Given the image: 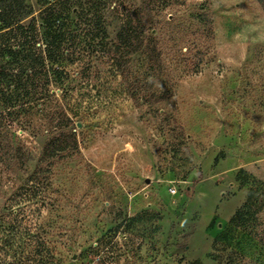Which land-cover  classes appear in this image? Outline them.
Listing matches in <instances>:
<instances>
[{
    "label": "rangeland",
    "instance_id": "374dc122",
    "mask_svg": "<svg viewBox=\"0 0 264 264\" xmlns=\"http://www.w3.org/2000/svg\"><path fill=\"white\" fill-rule=\"evenodd\" d=\"M209 4V63L185 74L169 102L116 100L99 124L75 129L80 155L51 167L48 202L64 207L65 240L77 241L66 264H264V7ZM7 123L0 122V209L43 145L49 154L74 145L44 144L23 135L19 121L9 131ZM251 190L260 225L231 228Z\"/></svg>",
    "mask_w": 264,
    "mask_h": 264
},
{
    "label": "trees",
    "instance_id": "16d2710c",
    "mask_svg": "<svg viewBox=\"0 0 264 264\" xmlns=\"http://www.w3.org/2000/svg\"><path fill=\"white\" fill-rule=\"evenodd\" d=\"M36 2L38 11L28 0H0V122L7 131L19 121L23 135L44 144L74 145L53 154L43 145L0 209V264H66L77 241L67 244L64 207L48 195L55 160L81 153L75 129L99 124L100 112L121 98L169 102L185 74L209 63L215 39L209 0ZM257 206L251 190L229 226H259Z\"/></svg>",
    "mask_w": 264,
    "mask_h": 264
},
{
    "label": "water",
    "instance_id": "95a60500",
    "mask_svg": "<svg viewBox=\"0 0 264 264\" xmlns=\"http://www.w3.org/2000/svg\"><path fill=\"white\" fill-rule=\"evenodd\" d=\"M75 259V258H74Z\"/></svg>",
    "mask_w": 264,
    "mask_h": 264
}]
</instances>
